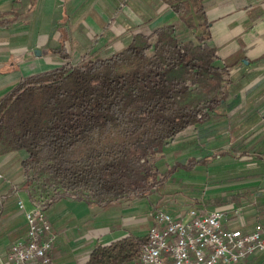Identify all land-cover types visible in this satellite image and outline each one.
Wrapping results in <instances>:
<instances>
[{
  "label": "trees",
  "instance_id": "1",
  "mask_svg": "<svg viewBox=\"0 0 264 264\" xmlns=\"http://www.w3.org/2000/svg\"><path fill=\"white\" fill-rule=\"evenodd\" d=\"M201 1H194L195 14L206 29ZM184 2L172 7L182 23L177 28L167 25L149 35L139 33L106 58L85 57L74 66L65 63L26 78L0 100V154L25 153L20 166L26 187L36 184L52 193L44 198L45 208L51 200L65 197L100 211L127 208L149 197L157 201L179 171L190 174L244 147L246 139H240L227 152L192 156L164 173L157 167L158 156L186 132L197 134L194 150L202 145L198 139L218 135L219 129L210 126L222 118L223 104H235L233 64L219 61L209 35L189 38L191 25L183 16L189 6ZM56 53L67 60L63 47ZM236 128L221 130L238 137L245 129ZM241 153L264 166L259 148ZM248 176L263 174L243 177ZM240 197L242 191L236 189L221 200L225 204ZM146 242L147 234L129 235L97 246L85 264H132Z\"/></svg>",
  "mask_w": 264,
  "mask_h": 264
},
{
  "label": "crops",
  "instance_id": "2",
  "mask_svg": "<svg viewBox=\"0 0 264 264\" xmlns=\"http://www.w3.org/2000/svg\"><path fill=\"white\" fill-rule=\"evenodd\" d=\"M176 2L0 0V100L26 78L59 69L65 63L74 66L85 57L106 58L125 47L136 34L149 35L158 28L173 25L172 21L179 20L172 9ZM200 5L205 13V34L216 48L217 58L233 64L234 71L232 98L235 104L233 107L229 102L223 104L222 118L215 120L210 127L219 131L234 127L235 131L236 126V130L241 126L245 130L238 137L236 133L230 135L221 130L207 141L198 139L202 145L196 150L197 157L216 153L215 148L218 150L226 144H233L232 149H235L234 143L240 139L247 142V148L244 145L241 152L254 147L264 153V134L255 130L246 133L255 119H259L257 113L255 119L251 117L253 106H256L254 102L258 103L255 94L263 87L247 85L256 77V70L264 78V0H203ZM60 46L68 55L66 61L56 53ZM239 61L244 66H240ZM243 109H247L246 115L234 117ZM232 155L235 156L226 154L216 158L224 159L220 165L227 160L221 171L217 170L219 172L215 174L224 175L219 184L222 191L215 196L201 197L209 209L205 206L198 209L211 211L219 204L227 205L220 209L229 212L238 209V215L229 213L223 226L247 233L257 223L264 227V166L249 162L254 167H237L247 163L235 166ZM25 157L23 151L0 154V264H10L7 255L11 245L26 233L23 211L17 207L18 200L30 209L36 199L21 174L20 164ZM255 173L263 176L243 177ZM236 189L242 191L243 197L223 204L221 198L233 195ZM208 199L212 200L211 204ZM50 202L45 214L55 236L48 253L51 264H85L97 246H108L129 235L147 234L154 222L153 218L148 222L152 211L145 215L148 207L141 209L140 202L106 211L71 197ZM238 264H264V253H257Z\"/></svg>",
  "mask_w": 264,
  "mask_h": 264
},
{
  "label": "built area",
  "instance_id": "3",
  "mask_svg": "<svg viewBox=\"0 0 264 264\" xmlns=\"http://www.w3.org/2000/svg\"><path fill=\"white\" fill-rule=\"evenodd\" d=\"M264 126V115L261 117ZM46 200L36 198L30 207L18 200L23 211L26 233L11 245L10 264H51L49 251L55 236L45 214ZM224 209L211 211L189 209L177 218L162 209L154 210V226L147 232V242L132 264H238L257 253H264V227L256 224L250 232L223 226L229 219Z\"/></svg>",
  "mask_w": 264,
  "mask_h": 264
},
{
  "label": "rangeland",
  "instance_id": "4",
  "mask_svg": "<svg viewBox=\"0 0 264 264\" xmlns=\"http://www.w3.org/2000/svg\"><path fill=\"white\" fill-rule=\"evenodd\" d=\"M194 1L195 0L193 1L186 0L184 2L182 0H177V2L179 3L184 2L189 6V8L183 12V16L185 18H188L187 24L191 25V32L189 31V34H188V36L191 39H193L195 35L205 34V29L203 28L204 26H200L201 19L198 17L197 14H195L197 3H195ZM92 16H94V14H92ZM180 23H181L180 19L175 22L172 21V24H173L172 26L177 28L178 26L181 25ZM125 26H128V25H125ZM254 74L256 77L250 79L247 86L253 85L259 88L262 85L263 87L261 88L262 90L261 89L259 90L261 92L255 94L258 103L256 102L255 104V102L252 101L256 105L255 107L257 109L254 108V110H255V113L258 114L259 119L255 120L254 124L251 126L250 131L247 129L248 131L246 133H249L252 130L253 131L257 130V132H261L264 134V128H262V126L260 125L261 117L264 115V78L263 76H261L260 71L257 72L256 70ZM243 111L244 109L241 110V113ZM236 113L237 111L235 112V114ZM234 117H238V116H234ZM261 128L262 130L260 131ZM217 132L218 131H216V133ZM224 132L226 134L230 133V131L226 132L225 130H223L222 133ZM230 135H233V134L230 133ZM193 137H197L196 132L188 131L182 136H179L178 138H176L172 143H170L167 146V148H165V150L162 153L163 154L162 157H160L161 156L160 154L156 161L157 167L159 168L160 173H164L165 171H167L170 167L174 165V163H184L185 161H187L189 155H191V157L192 156L197 157L196 149L195 150L193 149L197 141L195 139L197 138H193ZM236 142L234 143V146L236 145ZM244 145H245V148H247V142ZM232 147H233V144L232 145L230 144L229 146H227L226 144V145H223L221 148H218V150L216 148L214 150L216 151V153L220 152V150L221 151L225 150L227 152V150L228 149L231 150ZM234 153H235V156L231 158H232V162H235V166L239 163L242 164L246 162L247 165L243 164L242 166H237V167H246V166L247 168H250L251 166L254 167V164L249 163V162H254L251 160L252 155L248 156L247 154H242L241 150L238 152L234 151ZM248 157L250 159H248ZM223 160L214 159L208 166L195 168L190 174H187V175L179 171L178 173H176V175H174L172 180H168L166 182L165 189L162 192V194H160V198L157 199V201L154 200L155 199L154 197H149L147 200L139 201L141 204V209H147L148 207L147 212H144L145 215L149 214V212L152 211L151 214H149L148 222L150 221L149 220L150 217L152 218L153 211L157 209H162L177 218L186 217V213L189 209H196L198 208L199 205L201 207L205 206L206 209H209V206L206 207L205 201L201 197L215 196L217 193H220L222 191L219 188V184L222 182L223 178L221 177H223L224 175H222L221 173L217 175L215 174L219 172L217 170H220L224 165H226L225 163L227 162V160L224 161V165H220V162H222ZM230 162L231 161H229V163ZM232 164L234 165V163ZM255 165L257 166V164ZM29 189H30L29 192H31L30 194L33 195V198L40 197L44 199V198H50L52 196V193L50 190L49 191H46L44 189L42 190V188H38V185L36 186V184H32V186H30ZM156 198H158V196ZM218 203H221L220 200ZM226 206L227 205L219 204V205H216V209L218 208L220 209Z\"/></svg>",
  "mask_w": 264,
  "mask_h": 264
},
{
  "label": "water",
  "instance_id": "5",
  "mask_svg": "<svg viewBox=\"0 0 264 264\" xmlns=\"http://www.w3.org/2000/svg\"><path fill=\"white\" fill-rule=\"evenodd\" d=\"M36 55H39L38 51H36Z\"/></svg>",
  "mask_w": 264,
  "mask_h": 264
}]
</instances>
